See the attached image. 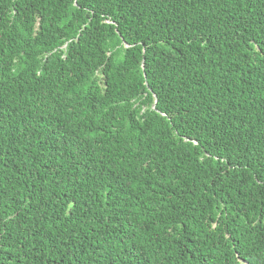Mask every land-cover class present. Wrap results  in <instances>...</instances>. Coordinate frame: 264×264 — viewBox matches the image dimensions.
Here are the masks:
<instances>
[{"label":"trees","instance_id":"obj_1","mask_svg":"<svg viewBox=\"0 0 264 264\" xmlns=\"http://www.w3.org/2000/svg\"><path fill=\"white\" fill-rule=\"evenodd\" d=\"M0 264H264V0H0Z\"/></svg>","mask_w":264,"mask_h":264},{"label":"clouds","instance_id":"obj_2","mask_svg":"<svg viewBox=\"0 0 264 264\" xmlns=\"http://www.w3.org/2000/svg\"><path fill=\"white\" fill-rule=\"evenodd\" d=\"M154 106H155V104H154Z\"/></svg>","mask_w":264,"mask_h":264},{"label":"bare ground","instance_id":"obj_3","mask_svg":"<svg viewBox=\"0 0 264 264\" xmlns=\"http://www.w3.org/2000/svg\"><path fill=\"white\" fill-rule=\"evenodd\" d=\"M3 145V144H2Z\"/></svg>","mask_w":264,"mask_h":264}]
</instances>
